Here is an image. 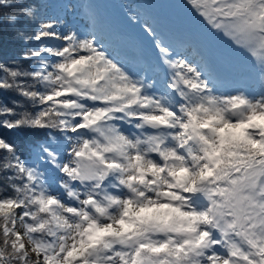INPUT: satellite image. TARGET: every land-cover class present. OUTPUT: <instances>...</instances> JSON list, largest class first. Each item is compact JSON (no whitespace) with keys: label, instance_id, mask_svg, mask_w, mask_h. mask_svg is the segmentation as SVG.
Listing matches in <instances>:
<instances>
[{"label":"snow or ice","instance_id":"snow-or-ice-1","mask_svg":"<svg viewBox=\"0 0 264 264\" xmlns=\"http://www.w3.org/2000/svg\"><path fill=\"white\" fill-rule=\"evenodd\" d=\"M0 264H264V0H0Z\"/></svg>","mask_w":264,"mask_h":264},{"label":"trees","instance_id":"trees-1","mask_svg":"<svg viewBox=\"0 0 264 264\" xmlns=\"http://www.w3.org/2000/svg\"><path fill=\"white\" fill-rule=\"evenodd\" d=\"M53 2H55V0H53ZM98 2H100V3H107V4H112V3H114V0H98ZM109 11H114L113 9H109ZM221 41H219V43H220ZM223 46H227V44L225 43V44H222Z\"/></svg>","mask_w":264,"mask_h":264},{"label":"rangeland","instance_id":"rangeland-1","mask_svg":"<svg viewBox=\"0 0 264 264\" xmlns=\"http://www.w3.org/2000/svg\"><path fill=\"white\" fill-rule=\"evenodd\" d=\"M173 1L176 3V0H173ZM81 2L86 4V3L88 2V0H81ZM179 3H180V4H183L182 1H180ZM180 10H181V9H180ZM220 41H221V42H220L221 45L226 43V42L223 41V40H220Z\"/></svg>","mask_w":264,"mask_h":264}]
</instances>
